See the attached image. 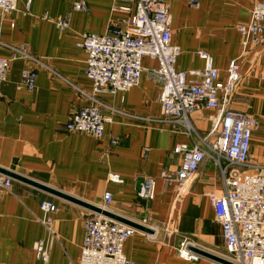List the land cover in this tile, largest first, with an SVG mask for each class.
I'll return each instance as SVG.
<instances>
[{
	"label": "crops",
	"instance_id": "1",
	"mask_svg": "<svg viewBox=\"0 0 264 264\" xmlns=\"http://www.w3.org/2000/svg\"><path fill=\"white\" fill-rule=\"evenodd\" d=\"M83 1L87 10L75 11L73 5ZM166 1L171 10L172 43L180 51L176 69L202 70L199 51L208 52L219 69L218 82L224 84L230 62L242 53L238 27L248 24L254 3L264 0H200L198 9L191 8L189 0ZM16 8L11 15L0 13V58H12L11 48L19 47L54 73L25 59L11 63L0 95V168L102 209L104 195L110 193L113 200L106 210L136 224L148 220L158 229L155 235L138 230L124 244L125 255L135 264H218L197 254L198 261H184L179 247L189 240L192 253L196 248L218 257L226 254L209 198L224 189L220 169L210 159L203 162L181 197L176 185L163 177L180 169L182 157L173 151L177 145L192 146L209 137L216 112L190 114L192 135L174 123H131L121 116L106 124L102 139L68 133L71 115L89 105L80 91L93 90L85 72L88 55L78 46L80 38L86 33L106 34L111 22L125 15L113 11L114 0H19ZM67 18L69 27L60 32L52 20ZM252 51L241 65V85L221 101L224 108L260 121L251 156L264 166V43ZM143 65L150 69L158 64L146 58ZM25 69L37 73L33 92L19 87ZM159 92V86L144 73L131 91L103 93L99 99L126 113L164 121ZM104 114L109 116L107 111ZM115 140H119L117 145ZM112 173L124 183L109 182ZM141 175L156 181L153 202L138 197ZM11 188H0V264H41L35 252L40 240L48 246V264H77L86 218L93 212L14 179ZM44 201L57 206L54 214L42 210ZM48 217L54 220V239L40 221Z\"/></svg>",
	"mask_w": 264,
	"mask_h": 264
},
{
	"label": "built area",
	"instance_id": "2",
	"mask_svg": "<svg viewBox=\"0 0 264 264\" xmlns=\"http://www.w3.org/2000/svg\"><path fill=\"white\" fill-rule=\"evenodd\" d=\"M19 0H0V13L11 15L17 12ZM189 6L198 9L200 0H189ZM75 11L87 10L84 1L73 5ZM114 12L123 13V18L112 21L106 34H84L78 46L85 51L87 58L86 74L92 81V92L80 91L88 104L74 112L66 125L68 133L90 135L102 139L107 123L113 117L121 116L131 123L150 124L170 122L179 125L184 133L192 135L194 128L189 115L201 110L216 112L208 138H202L192 146L180 144L173 150L182 157L180 169L173 174H164L165 180L176 185L178 194L185 191L194 179L200 166L212 160L220 169L224 183L223 191L209 194L214 207L216 221L221 225L224 237L223 258L233 264H264V166L256 163L251 156V143L260 121L252 115L224 108L222 99L231 97L241 85L243 73L241 65L252 50L264 43V3L256 2L251 11L248 24L238 27L241 35V55L228 66V76L220 84V72L215 68L211 54L199 51L204 67L200 71L176 69L180 51L172 43L171 10L166 0H114ZM44 20L50 21L44 17ZM62 32L69 27L68 18L52 20ZM12 58H0V95L3 83L8 78L12 62L19 59L36 63L48 72H53L42 61L29 55L22 48H11ZM151 58L157 67L145 68L143 61ZM54 73V72H53ZM144 73H147L159 86L158 101L162 105L164 121L144 118L116 109L99 99L103 93L117 95L127 93L138 86ZM37 73L31 69L23 71L19 87L34 91ZM109 112L106 116L104 112ZM119 140L113 141L117 145ZM108 181L121 185L124 180L110 174ZM13 179L0 177V188L11 190ZM138 197L144 202H153L157 185L154 178L139 177ZM112 195L106 193L104 202L112 203ZM42 210L52 215L57 206L41 203ZM85 222V241L77 264H135L123 251L124 244L136 232L135 229L103 217L96 213L88 215ZM54 239L51 217L40 220ZM151 232L157 227L148 220L140 223ZM193 242L184 240L179 247V256L184 261H198L188 247ZM35 252L41 264H48L50 253L47 244L40 240Z\"/></svg>",
	"mask_w": 264,
	"mask_h": 264
},
{
	"label": "water",
	"instance_id": "3",
	"mask_svg": "<svg viewBox=\"0 0 264 264\" xmlns=\"http://www.w3.org/2000/svg\"><path fill=\"white\" fill-rule=\"evenodd\" d=\"M0 174L3 176L10 177V178L17 180L19 182H24V183L31 185L32 187H35L37 189L39 188V189H41V190H43V191H45V192H47L53 196L56 195V196L66 200L70 203H75V204H77V205H79V206H81L87 210L89 209L93 213H96V214L101 215L103 217L113 219L114 221H116L118 223H121V224L123 223V224L135 229L136 231L139 230L141 232L151 233L150 230H148V228H146L145 226H142L141 224L133 223V222H131V221H129L123 217H119V216L113 214L112 212H110L106 209L104 210V209L97 207L95 205H92L90 203H88V204L84 203V202H82V201H80L74 197H70L69 195H66L65 193H63L57 189H53V188L45 186L43 184L36 183V182L32 181L31 179L24 177L23 175L20 176L19 174H16L14 172H10L8 170H3L1 168H0ZM191 250L193 251L194 254H197V255L202 256V257L206 256L218 264H233V263L229 262L228 260H226L225 258L212 255L209 252H206L205 250L202 251V250L196 249V248L191 249Z\"/></svg>",
	"mask_w": 264,
	"mask_h": 264
},
{
	"label": "bare ground",
	"instance_id": "4",
	"mask_svg": "<svg viewBox=\"0 0 264 264\" xmlns=\"http://www.w3.org/2000/svg\"><path fill=\"white\" fill-rule=\"evenodd\" d=\"M183 193H184V191H182L181 194H180L179 196L181 197Z\"/></svg>",
	"mask_w": 264,
	"mask_h": 264
},
{
	"label": "rangeland",
	"instance_id": "5",
	"mask_svg": "<svg viewBox=\"0 0 264 264\" xmlns=\"http://www.w3.org/2000/svg\"><path fill=\"white\" fill-rule=\"evenodd\" d=\"M221 256L224 257V256H225V253H223ZM221 256H220V257H221Z\"/></svg>",
	"mask_w": 264,
	"mask_h": 264
}]
</instances>
